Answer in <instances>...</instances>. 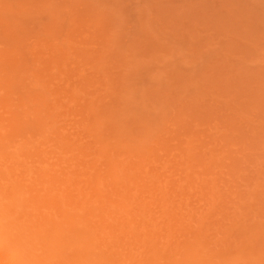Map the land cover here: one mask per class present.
I'll return each instance as SVG.
<instances>
[{"label":"rangeland","instance_id":"rangeland-1","mask_svg":"<svg viewBox=\"0 0 264 264\" xmlns=\"http://www.w3.org/2000/svg\"><path fill=\"white\" fill-rule=\"evenodd\" d=\"M0 146L69 264H264V0H0Z\"/></svg>","mask_w":264,"mask_h":264},{"label":"bare ground","instance_id":"bare-ground-1","mask_svg":"<svg viewBox=\"0 0 264 264\" xmlns=\"http://www.w3.org/2000/svg\"><path fill=\"white\" fill-rule=\"evenodd\" d=\"M13 167L12 154L0 146V264H69L63 259L69 240L60 223L18 182ZM54 233L63 237L60 243Z\"/></svg>","mask_w":264,"mask_h":264},{"label":"clouds","instance_id":"clouds-1","mask_svg":"<svg viewBox=\"0 0 264 264\" xmlns=\"http://www.w3.org/2000/svg\"><path fill=\"white\" fill-rule=\"evenodd\" d=\"M0 239H2V238H0Z\"/></svg>","mask_w":264,"mask_h":264}]
</instances>
